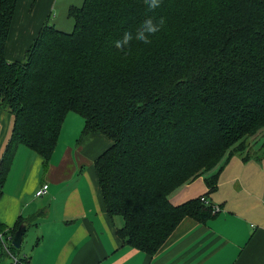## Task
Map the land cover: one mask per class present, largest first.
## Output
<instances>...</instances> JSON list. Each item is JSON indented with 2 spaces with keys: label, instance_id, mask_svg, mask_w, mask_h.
<instances>
[{
  "label": "trees",
  "instance_id": "trees-1",
  "mask_svg": "<svg viewBox=\"0 0 264 264\" xmlns=\"http://www.w3.org/2000/svg\"><path fill=\"white\" fill-rule=\"evenodd\" d=\"M17 1L0 0V108L13 118L0 189L16 146L47 164L72 112L83 136L111 142L94 168L108 216L123 220L116 231L125 246L151 256L185 217L215 216L208 199L173 206L168 196L226 158L264 155L263 138L255 154L238 151L264 133V0H162L155 12L143 0H84L69 11L74 30L43 25L23 62L5 59ZM148 16L166 21L150 44L113 47ZM19 227L8 250L29 264L12 246Z\"/></svg>",
  "mask_w": 264,
  "mask_h": 264
},
{
  "label": "crops",
  "instance_id": "crops-1",
  "mask_svg": "<svg viewBox=\"0 0 264 264\" xmlns=\"http://www.w3.org/2000/svg\"><path fill=\"white\" fill-rule=\"evenodd\" d=\"M33 24L30 18L13 29L12 21L5 53L20 45L25 54L35 38L30 33ZM1 112L7 123L0 120V158L13 120ZM70 118L47 164L29 147L16 146L0 189V264H11L9 256L2 257L3 242L8 244L17 225L26 228L18 254L29 264H264V155L226 158L214 171L170 193L173 206H189L205 197L220 210L205 223L185 217L149 256L125 246L116 231L122 218L107 214L94 164L111 146L110 140L102 134L83 136L84 120ZM214 174L210 188L206 179ZM44 184L48 191L37 198Z\"/></svg>",
  "mask_w": 264,
  "mask_h": 264
},
{
  "label": "rangeland",
  "instance_id": "rangeland-1",
  "mask_svg": "<svg viewBox=\"0 0 264 264\" xmlns=\"http://www.w3.org/2000/svg\"><path fill=\"white\" fill-rule=\"evenodd\" d=\"M26 3H28L27 6H25ZM83 3L84 0H18L14 11V14L18 15V21L17 19L12 20V27L13 29L20 28L19 25L27 22L28 20H30V18H32L34 22L32 26L33 31L32 29H30V26H28V28L30 29L31 35L35 37L34 39L37 38V35L39 34L43 25H47L50 27L54 26V28L65 34L70 33L74 30V18L69 14V11L71 9H80ZM11 54H13L14 57H9ZM24 56L25 54H23L22 52L20 53V45H12L10 48V53L8 54L7 50L5 53V59H7L8 61L23 62ZM0 110L3 111L2 108H0ZM71 115L80 117L77 114L70 112L67 115L66 120L68 118L73 119L70 118ZM0 120L7 123V120L6 118H4V114L2 112L0 114ZM66 120L64 123V128H66ZM73 123L79 125V122H77V120H73ZM263 134L262 136L259 134L256 137L247 136L244 141L242 140L243 143L240 144L238 151H244L245 154H255L257 151H259L260 147H262V141L264 139Z\"/></svg>",
  "mask_w": 264,
  "mask_h": 264
},
{
  "label": "clouds",
  "instance_id": "clouds-1",
  "mask_svg": "<svg viewBox=\"0 0 264 264\" xmlns=\"http://www.w3.org/2000/svg\"><path fill=\"white\" fill-rule=\"evenodd\" d=\"M162 0H143V4L150 12H155L161 6ZM164 17L148 16L136 28L135 32L125 31L120 39L113 42L117 50H125L133 40L145 45L152 42L151 38L165 27Z\"/></svg>",
  "mask_w": 264,
  "mask_h": 264
},
{
  "label": "built area",
  "instance_id": "built-area-1",
  "mask_svg": "<svg viewBox=\"0 0 264 264\" xmlns=\"http://www.w3.org/2000/svg\"><path fill=\"white\" fill-rule=\"evenodd\" d=\"M47 189H48V185L47 184L42 185V187H40L38 189V191L35 193V196L37 198L43 197V195L47 193V191H48ZM201 201L203 203H205V204H208V201L205 198H201ZM262 205L264 206V196H263V200H262ZM213 211L219 212V209L218 208H214ZM0 237L2 238L1 234H0ZM1 240H3V239H1ZM3 251L5 253H8V256L10 257V260H11V264H17L18 263L17 258H14L13 256H11L10 251L8 250V245L6 243H4V242H3Z\"/></svg>",
  "mask_w": 264,
  "mask_h": 264
},
{
  "label": "water",
  "instance_id": "water-1",
  "mask_svg": "<svg viewBox=\"0 0 264 264\" xmlns=\"http://www.w3.org/2000/svg\"><path fill=\"white\" fill-rule=\"evenodd\" d=\"M25 230L24 226H20L17 231L15 232V236L12 240V246L16 249H19L23 240V237L25 236Z\"/></svg>",
  "mask_w": 264,
  "mask_h": 264
}]
</instances>
